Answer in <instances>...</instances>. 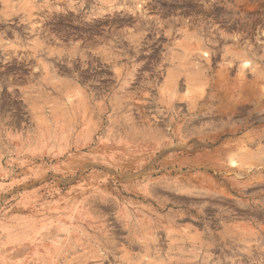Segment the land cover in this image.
<instances>
[{
    "label": "rangeland",
    "instance_id": "rangeland-1",
    "mask_svg": "<svg viewBox=\"0 0 264 264\" xmlns=\"http://www.w3.org/2000/svg\"><path fill=\"white\" fill-rule=\"evenodd\" d=\"M0 264H264V0H0Z\"/></svg>",
    "mask_w": 264,
    "mask_h": 264
},
{
    "label": "bare ground",
    "instance_id": "bare-ground-1",
    "mask_svg": "<svg viewBox=\"0 0 264 264\" xmlns=\"http://www.w3.org/2000/svg\"><path fill=\"white\" fill-rule=\"evenodd\" d=\"M10 17V16H9ZM263 97V96H262Z\"/></svg>",
    "mask_w": 264,
    "mask_h": 264
}]
</instances>
